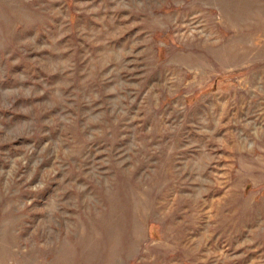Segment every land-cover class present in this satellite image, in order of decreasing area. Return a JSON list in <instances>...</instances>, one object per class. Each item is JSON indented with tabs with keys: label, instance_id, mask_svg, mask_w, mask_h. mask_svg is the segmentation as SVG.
<instances>
[{
	"label": "rangeland",
	"instance_id": "1",
	"mask_svg": "<svg viewBox=\"0 0 264 264\" xmlns=\"http://www.w3.org/2000/svg\"><path fill=\"white\" fill-rule=\"evenodd\" d=\"M0 264H264V0H0Z\"/></svg>",
	"mask_w": 264,
	"mask_h": 264
}]
</instances>
